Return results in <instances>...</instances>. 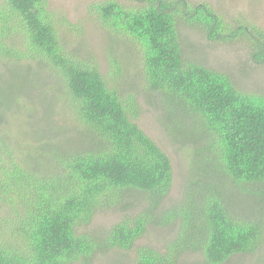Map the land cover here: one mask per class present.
Listing matches in <instances>:
<instances>
[{
	"label": "trees",
	"instance_id": "1",
	"mask_svg": "<svg viewBox=\"0 0 264 264\" xmlns=\"http://www.w3.org/2000/svg\"><path fill=\"white\" fill-rule=\"evenodd\" d=\"M48 2L0 1V55L39 56L58 70L87 145H48L23 169H8L0 153V264H92L112 250L132 251L130 264H180L185 254L203 260L193 264H224L264 250V209L236 212L233 202L240 196L244 205L264 203V96L240 91L225 73L184 60L179 26L211 43L244 44L259 66L264 29L228 22L211 5L185 0L92 5L104 29L137 47L160 123L172 142L190 150L182 196L161 210L173 181L170 159L131 120V96L122 97L96 65L63 51L62 21ZM15 34L23 36L26 53L5 45V37ZM118 68L110 61V72ZM133 196L141 208L130 212L126 198ZM113 208L129 213L105 232H80L97 212ZM174 224L176 234L162 250L136 244L149 227Z\"/></svg>",
	"mask_w": 264,
	"mask_h": 264
},
{
	"label": "rangeland",
	"instance_id": "2",
	"mask_svg": "<svg viewBox=\"0 0 264 264\" xmlns=\"http://www.w3.org/2000/svg\"><path fill=\"white\" fill-rule=\"evenodd\" d=\"M100 1L104 0H49L48 3L49 9L62 21L58 24V35L63 51L83 65H96L122 97L131 96L135 103L129 113L131 120L170 159L173 181L161 206V210L167 209L182 196L190 150L181 142H172L160 123L157 95L144 83L137 47L125 36L104 29L98 23L92 5ZM116 1L132 3V0ZM185 1L209 4L228 22L244 20L264 29V0ZM179 36L184 60L225 73L240 91L264 96V66L249 60L244 44L211 43L197 30L185 26H179ZM22 40L20 34L7 35L5 45L26 53ZM113 60L118 62L119 68L110 72L109 63ZM81 132L63 78L47 59L27 55L18 60L0 55V153L8 169L25 168V162L31 164L35 158L44 156L41 154L46 152L48 145L62 150H76L87 145ZM126 200L130 212L141 208L139 198L133 196ZM243 200L245 198L240 196L233 200L238 203L234 205L236 212L244 210L252 215L261 210L262 213L264 203L260 206L248 200L250 204L244 205ZM127 213L120 208L100 210L80 232L95 235L105 232ZM176 231L175 224L166 228L151 226L136 244L162 250ZM263 253L260 249L254 254L236 255L224 264H260ZM132 260V251L112 250L103 256L97 255L92 264H130ZM201 261L199 255L185 254L180 264Z\"/></svg>",
	"mask_w": 264,
	"mask_h": 264
},
{
	"label": "bare ground",
	"instance_id": "3",
	"mask_svg": "<svg viewBox=\"0 0 264 264\" xmlns=\"http://www.w3.org/2000/svg\"><path fill=\"white\" fill-rule=\"evenodd\" d=\"M209 70V69H208ZM210 71H212V70H210ZM215 72H217V71H215ZM164 101V100H163ZM187 253V252H186ZM235 257V256H234ZM203 261V260H202ZM229 263V262H228Z\"/></svg>",
	"mask_w": 264,
	"mask_h": 264
}]
</instances>
